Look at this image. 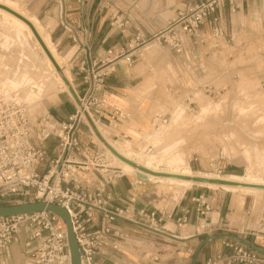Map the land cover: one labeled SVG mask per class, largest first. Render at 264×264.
Wrapping results in <instances>:
<instances>
[{
  "label": "crops",
  "instance_id": "obj_1",
  "mask_svg": "<svg viewBox=\"0 0 264 264\" xmlns=\"http://www.w3.org/2000/svg\"><path fill=\"white\" fill-rule=\"evenodd\" d=\"M9 1L17 2L16 4L22 8L24 13L29 18H33L44 34L48 35L55 53L64 62L63 66L68 67L69 87L76 96H80L86 88L83 73L80 70L83 67L82 62L87 66L91 65L94 59L103 57L109 48L127 50L128 45L134 43L137 34L151 38L154 33L173 20L178 9L194 4L198 0H110L109 2L90 0L82 4L77 0ZM64 22L74 29L78 26L90 35L86 48H82L68 37ZM0 24L5 25L8 31H12L11 35L8 33L3 35V45H8L7 43L11 40H17L20 45L28 46L30 54L32 53L30 42L25 33L21 32L22 30L19 31L20 29L8 20L0 19ZM222 26L225 32L224 39L217 42L210 38L209 28L206 25L201 27L200 32L206 36V41L198 43L188 39L187 57L174 53L161 40L152 39L141 47L139 52L137 50L134 64L129 66L117 60L109 66L111 72L105 76L104 80L106 97L111 103L128 113L126 119L118 123L115 128H110L113 138L119 137L130 141L138 139L139 141L142 135L151 129L148 137L154 136L155 138L152 127H154L156 115L168 114V112L157 113L156 111L167 105L170 111L179 101L188 103L191 97L190 94L187 97L184 95L186 88L199 87L204 90L205 87H209L214 91L222 87L232 89L238 78V72L244 70L242 68H254L255 63L251 61L255 49L254 52L250 49L249 41L253 40L251 38L253 36L264 35V0H246L240 7L232 10L225 7ZM82 34L80 32L79 35ZM238 39H240L239 42ZM153 45L159 46V50L156 47L154 56L147 59L150 53L149 48ZM144 49L148 52L142 53ZM26 56L28 57V54ZM239 58L246 60V64H239ZM17 70L18 68L14 72L15 78L4 81L12 87L13 92L18 93V89L27 86L36 88L37 93L41 91L34 82L36 70L29 69L19 75H17ZM37 93L30 89L21 99L23 101L31 99L36 103ZM195 96L200 97L198 94ZM48 97L45 98L46 111L57 120H66L74 112L73 99L75 98L71 95L58 92L51 98ZM212 105L215 106V104L204 101L201 104V112H206ZM34 108L36 107L31 110L33 111ZM199 117H201L200 114L182 116L178 125L199 119ZM257 117L258 115L252 118L257 119ZM78 135L87 150H95L97 144L94 143L92 135L84 124L81 125ZM91 142L94 144L93 148H91ZM55 143V139H49L44 143L49 153L52 152ZM175 153L176 151L167 155L163 153L158 158L161 159ZM242 153L247 159L250 156L246 150ZM261 155L264 156L263 151ZM182 159L178 161V164L191 168L189 163L185 162L184 158ZM202 160L199 158L195 164L200 169H203V164H205ZM231 175L238 176L237 174ZM245 177L264 179L255 176ZM146 179L147 181L154 180L147 175ZM133 180L134 177L124 175L110 187L113 194V207L126 206L132 197H135V201L128 219L115 221L117 227L128 237L117 240L116 248L110 247L107 255L97 256L96 259L100 260L101 264H206L207 259L214 257L219 249L228 253L230 249L224 247L223 242L235 239L254 247L264 258V213L261 218L255 219L252 227H244L243 223L241 230L238 229L239 226L226 229L228 225L220 220L222 213L232 210V192L240 191H231L220 186L211 189L212 187L206 185H202L206 186L203 187L204 189L196 187L183 194V190L175 189L176 198L182 194L179 201L171 208L159 209L162 212L160 221L150 223L137 215L139 209L151 205L145 183L133 190L131 188ZM218 187L224 191L217 189ZM199 194H203L212 205V210L206 216L211 228L208 233L200 230L198 226L200 216L196 211V204L192 202V197ZM240 202L242 207V201ZM184 209L188 210L187 220L179 225L177 219L184 215ZM249 221L250 219L247 224ZM99 223L100 220L97 219L94 224ZM94 226L91 225V227ZM243 227L247 231L241 233ZM24 256V237L21 235L15 238L9 246L5 264H23Z\"/></svg>",
  "mask_w": 264,
  "mask_h": 264
},
{
  "label": "built area",
  "instance_id": "obj_2",
  "mask_svg": "<svg viewBox=\"0 0 264 264\" xmlns=\"http://www.w3.org/2000/svg\"><path fill=\"white\" fill-rule=\"evenodd\" d=\"M80 4L90 0H77ZM110 0H106L109 2ZM246 0H198L178 9L169 21L151 38L137 34L127 50L109 48L106 54L94 59L91 65L82 62L85 91L73 99L75 110L66 120H57L48 111H31L17 93L0 90V205L18 202L44 201L58 204L68 212L74 237L84 264H101L97 256H105L108 249L116 248V241L128 237L117 225V219H128L135 197L124 207H113L110 189L116 180L126 175L123 170L108 162L99 147L89 151L79 138L81 125L94 134L97 123L115 128L128 117L121 107L111 103L105 94V76L111 72L109 66L117 60L127 65L136 61V52L152 39L161 40L174 53L187 57V40L205 43L206 36L201 27L209 28L212 41L224 37L222 26L224 9L240 7ZM65 24L68 37L82 48L87 47L90 35L77 26ZM80 32L83 34L80 36ZM224 39V38H223ZM222 88L216 91L209 87L204 92L217 98ZM193 101H188L187 109ZM169 114H157L155 122L167 123ZM154 127H157L154 123ZM98 132V131H97ZM101 136V135H100ZM55 139L51 153L44 143ZM116 139H121L117 137ZM147 145L148 151L153 147ZM214 159H210L212 167ZM212 162V163H211ZM219 174L223 170L213 169ZM147 180L134 176L131 188L135 190ZM199 214L198 226L209 232L206 216L212 210L211 202L203 194L192 197ZM188 210L177 219L185 223ZM140 218L150 223L160 221L162 212L151 205L137 211ZM159 215V216H158ZM170 215V214H169ZM99 219L98 225L94 224ZM91 225H95L91 227ZM154 229H156L154 227ZM24 237L23 264H70L66 229L62 220L48 211H37L0 217V264H5L8 249L15 238ZM206 264H263L264 258L257 249L242 240H227Z\"/></svg>",
  "mask_w": 264,
  "mask_h": 264
},
{
  "label": "rangeland",
  "instance_id": "obj_3",
  "mask_svg": "<svg viewBox=\"0 0 264 264\" xmlns=\"http://www.w3.org/2000/svg\"><path fill=\"white\" fill-rule=\"evenodd\" d=\"M0 18L3 19L2 17ZM11 32L12 31H8V28L5 25L0 24V88L4 87L2 83H4L6 79L15 78L14 72L16 68H18L17 75L23 71H28L29 69L32 71L36 70L35 73L33 72L36 78L34 82L41 91H38L37 93V89L30 86L18 89L17 91L21 98H23L30 89L37 93L38 100L35 101L37 105L33 101H30L33 103L28 101L25 102L30 106V109L36 107L33 109L35 113H43L46 111V97L49 96L48 98H51L58 92H64L66 95L71 94L68 89L64 87L65 85L50 73L44 62L29 53L31 51L28 46L23 44L20 45L17 40L9 41L6 46L2 44L3 35L6 33L11 35ZM21 32L23 33V31ZM251 38H253V40L249 41L250 49H253V52L255 49L251 63H255V66L254 68L249 69L242 68L244 70L238 72V78L232 89L230 87V89L222 87L220 95L217 98H213L207 95L202 88H186L184 95L187 97L188 94H190V99L193 103L189 108L192 109L188 110L186 108L187 103L185 104L182 103V101H179L176 107L170 111L169 105L156 111L157 113L160 111L162 113L168 112L169 115L171 114L170 119L177 116V112H182V116H194L200 114L201 117H199V119H194L188 123H181L176 130L170 132L168 136H163L162 139H155L153 138L154 136L147 138V136H150L151 134V129L145 132L139 141L138 139L133 141L127 139H115L111 136L112 130L110 127H105L99 123H97V126L102 127L100 131L110 142L124 145L126 148L129 147L132 156L136 160L158 162L161 163V168H165V166L171 164L178 168L187 167L178 164V161H181L183 160L182 158H184V161L189 163V166L194 171L217 174L213 169L216 168V166H219L223 170V173L219 174L220 176H223L224 174H237L243 176L244 179L248 178L245 176L264 178V156L261 155V151L264 152V35L253 36ZM239 41L240 39H238V42ZM156 47H158L159 50V46L156 45L149 48L150 53L147 59L154 56V52L157 49ZM144 51H142V53H144ZM26 54H28V57ZM239 64H246V60L244 61L242 58H239ZM36 67L38 68L35 69ZM66 68L68 69L67 66ZM69 78L70 77H68L67 80H70ZM195 94H198L200 98L195 96ZM202 100L215 104V106L212 105L206 112L202 113ZM256 114L258 115L257 119H253L252 117L257 116ZM170 119L167 123L156 121L155 125L157 127L162 125L166 127L171 123L172 119ZM93 130L94 134L90 133L92 139L94 143L97 144V147L105 153L108 162L111 165L122 168L120 164L115 162L108 154L106 150V142L101 140L99 132L95 129ZM163 139H166V142L163 141ZM148 144H151V147H153L151 151H148ZM93 145L94 144L91 142V148H93ZM244 150L248 152L250 158L248 157L247 159L243 156L244 154L242 152ZM174 151H176L175 154L161 159L158 158L159 160L147 159V157L152 156L156 158L160 157L163 153L167 155ZM199 158L205 160H202L205 163L203 164V169H200L198 165H195ZM210 159L215 160L213 161L212 167L210 166ZM172 160L175 161L172 163L170 162ZM124 170L126 175L132 177L137 173L134 171L126 172L129 170ZM145 187L151 200V205L158 209L173 207L179 201V198L184 192L188 193L196 188L163 183L159 182L158 179L146 181ZM197 187L204 189L203 187L206 186ZM175 189L183 190L182 194L179 195V197L177 196V198L174 196ZM211 189L214 188L212 187ZM217 189L224 191V189L220 187ZM232 200V210H228L227 213H222L220 215L221 222L228 225L226 226V229H234L239 226L238 229L241 230L243 223L244 227H252L255 219L263 216L264 195L258 197L254 194L232 192ZM239 200L242 201V207ZM249 219L250 221L247 224ZM244 227L241 233L247 231Z\"/></svg>",
  "mask_w": 264,
  "mask_h": 264
},
{
  "label": "bare ground",
  "instance_id": "obj_4",
  "mask_svg": "<svg viewBox=\"0 0 264 264\" xmlns=\"http://www.w3.org/2000/svg\"><path fill=\"white\" fill-rule=\"evenodd\" d=\"M0 3L6 5V6L10 7L11 9H13L14 11L20 13L22 16L26 17L34 25V27L38 31L41 39L43 40V42L45 43L46 47L48 48V50L52 54L54 60L56 61V63L58 64V66L61 68L62 74L64 75L65 79L67 80V78L69 77V71H68V69L63 66V61L61 62L60 58L55 53L54 47H53L52 43L50 42V40L48 38V35L44 34L43 30L38 26V24L36 23V21L33 18H29L24 13V11L22 10V8L18 4H16L17 2L16 3H13V2H10L9 0H0ZM0 17H2L5 20L10 21L12 24H14L17 28H19L20 30H22L25 33L26 37L28 38V40L30 42L33 56H35V58L37 57L40 61L44 62L45 65L47 66L48 70L50 71V73H52L54 75V77H56L57 80L61 81L65 85V86L64 85L63 86L68 89L67 84L63 81L61 75L57 72L56 68L54 67V65L52 64V62L50 61V59L48 58V56L46 55V53L42 49L40 43L38 42V40L36 39V37L32 33L31 29L28 27V25L24 21H22L21 19L17 18L16 16L12 15L11 13H9V12L1 9V8H0ZM146 52H148V51H145L144 53H146ZM53 75H51V76H53ZM3 86L4 87L0 88V90L1 89H8V90L11 91V89H12L7 84H3ZM68 91H69V89H68ZM69 93H70V91H69ZM17 94L19 96V93H17ZM72 97H73V95H72ZM19 98L21 99L20 96H19ZM26 101L30 102L31 99H26ZM23 102L26 103L25 101H23ZM30 103H33V102H30ZM28 107L30 108L29 105H28ZM179 109H180V107H179ZM181 109H183V108H181ZM180 113H181V115H180ZM180 113L177 112L178 115L175 116V117H173V119L171 118L172 119V120L170 119L171 120V123L169 125H167L166 127L162 125V126H159L157 128H153L154 129V134L156 135L155 136V139H158V138L159 139L160 138L162 139L163 136H165L171 130H173L175 127H177L178 122L180 121V119L182 117V112H180ZM172 115H174V114H172ZM175 115H176V113H175ZM101 128L102 127H98L96 125V129L99 131V134L101 135V137L117 153H119L120 155H122L124 158H126V159H128L130 161H133L136 164L141 165V166H143L146 169H149L151 171L160 172V173H167V174H172V175L185 176V177H204V178H212V179H223L224 181H232V182L248 183V184H256V185H264V180H261V179L259 180L257 178H247V179L245 178L244 179V177L243 178L238 177L239 175L238 176H233L231 174H229V175H223V176H218L217 174H211V173L208 174V173H202V172H199V171H194V170H192L189 167L178 168V167L174 166L173 164L168 165V166H165V168H161L160 167L161 163H158V162H153V161H149V160H145V161L136 160L132 156V152H131V149L129 147L126 148L124 145L114 144V143L110 142L109 140H107L106 136L100 131ZM148 138H150V137H148ZM165 140L166 139H163V141H165ZM106 150H107L108 154L111 156V158L115 162H117L118 164H120V166L122 167L121 169L123 170V172L125 171L124 169H126V170H129V171L143 173L140 170H138L137 168H135L132 165H130L129 163L123 161L120 157L116 156L112 151H110L108 149L107 146H106ZM144 155H146V154H144ZM143 157H145V156H143ZM157 158L158 157L155 158V157H152V156L151 157H147V159H157ZM174 161L175 160H172L170 162L173 163ZM126 172H128V171H126ZM145 175H147V176H149V177H151L153 179H158L160 182H163V183H170V184H174V185H177V186L179 185V186H182V187H184V186L185 187H197V186H202V185H206L208 187H217V186H220V187H222L224 189H228V190H231V191H240L241 193L254 194V195L258 196V197H261V196L264 195V189L263 188H254V187H246V186H234V185L222 184V183L221 184H216V183H211V182L196 181V180L190 179V178L187 179V178L172 177V176H158V175H153V174H150V173H145Z\"/></svg>",
  "mask_w": 264,
  "mask_h": 264
},
{
  "label": "water",
  "instance_id": "obj_5",
  "mask_svg": "<svg viewBox=\"0 0 264 264\" xmlns=\"http://www.w3.org/2000/svg\"><path fill=\"white\" fill-rule=\"evenodd\" d=\"M0 8L11 13L12 15L16 16L17 18L21 19L22 21H24L28 25V27L31 29L32 33L34 34V36L36 37V39L40 43L42 49L44 50V52L46 53V55L48 56V58L50 59V61L54 65V67L56 68L57 72L61 75L63 81L67 84L70 93L73 95L74 98H76L75 93L69 87L67 80L65 79L64 75L62 74L61 68L58 66V64L54 60L52 54L50 53V51L46 47L45 43L41 39V37H40L38 31L36 30V28L34 27V25L26 17L22 16L20 13L14 11L10 7L0 3ZM100 138L103 142H106L101 136H100ZM106 146L108 147V149L110 151H112L116 156L120 157L123 161L129 163L133 167H135L138 170H140L141 172H143V173H138V172L136 173L137 177H141L143 179H146L145 173H150V174L158 175V176H172V177H180V178H187V179L190 178V179H194L196 181L211 182V183H216V184L222 183V184H230V185H234V186H246V187L263 188L264 189V185L239 183V182H232V181H224L223 179H212V178H204V177H185V176L172 175V174H167V173H160V172L151 171V170L146 169L145 167H143L141 165L136 164L133 161H130V160L124 158L122 155L117 153L108 143H106ZM37 211L51 212V213L55 214L56 216H58L62 220L63 224L65 225V229H66V239H67V245H68L69 256H70V264H84V261L81 257L78 245H77L75 237H74L70 216L64 207H62L58 204L47 203L44 201H35V202L26 201V202L14 203V204L0 205V217L13 216V215H19V214L37 212Z\"/></svg>",
  "mask_w": 264,
  "mask_h": 264
}]
</instances>
